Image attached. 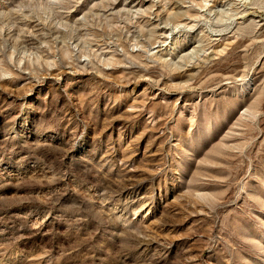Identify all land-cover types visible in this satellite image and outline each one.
Listing matches in <instances>:
<instances>
[{
	"label": "rangeland",
	"instance_id": "374dc122",
	"mask_svg": "<svg viewBox=\"0 0 264 264\" xmlns=\"http://www.w3.org/2000/svg\"><path fill=\"white\" fill-rule=\"evenodd\" d=\"M0 264H264V0H0Z\"/></svg>",
	"mask_w": 264,
	"mask_h": 264
}]
</instances>
